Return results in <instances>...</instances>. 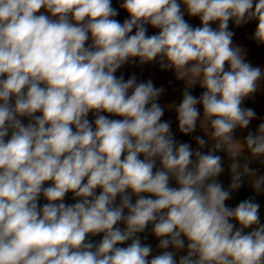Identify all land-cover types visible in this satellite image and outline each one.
<instances>
[{
	"label": "clouds",
	"instance_id": "9594fccd",
	"mask_svg": "<svg viewBox=\"0 0 264 264\" xmlns=\"http://www.w3.org/2000/svg\"><path fill=\"white\" fill-rule=\"evenodd\" d=\"M182 3L202 26L185 21L178 0H123L130 16L123 24L113 19L111 0H0V264H177L171 251L147 259L152 248L137 233L149 224L161 249H183L187 239L179 264H264V226L243 232L259 224V204L225 205L231 193L215 180L223 168L214 154L226 150L234 161L230 189L255 176L247 164L240 170L233 132L255 118L241 105L264 72L245 61L228 26L255 19L254 39L264 44V0ZM148 24L159 33L148 36ZM157 57L161 68L206 89L197 98L187 87L176 112L183 134L194 132L198 119L206 122L215 141L209 153L177 145L170 123L161 122L162 88L115 75L131 58L144 64ZM245 146L264 156V123ZM262 184L264 177L254 179L257 191ZM68 192L76 203L63 202ZM41 195L48 201L42 207ZM231 220L241 227L234 231ZM121 221L123 230L114 227ZM100 233L98 245L86 242Z\"/></svg>",
	"mask_w": 264,
	"mask_h": 264
},
{
	"label": "crops",
	"instance_id": "0c3cea01",
	"mask_svg": "<svg viewBox=\"0 0 264 264\" xmlns=\"http://www.w3.org/2000/svg\"><path fill=\"white\" fill-rule=\"evenodd\" d=\"M258 2L257 0H254V4ZM178 3H181V5H183L182 0H178ZM185 20H191L192 17H188V18H184ZM194 19L196 20H200L199 17H195ZM219 22V21H216ZM231 22V20L229 21ZM234 21H232L233 24ZM252 29L248 28V32L246 31H241L239 28L234 27L231 28L230 26H232L231 23H229L228 26V30L233 32L234 35L232 37V43L234 46L240 47L243 51L245 48V43L247 42L249 36H254L253 32L255 33L256 28H257V24L258 21L255 19H252ZM251 45H255L254 43H252ZM246 62L250 63L253 67H259L262 72H264V62H261L262 64H252L249 60H247ZM226 69H227V63H226ZM173 72L171 71V69H168V73L170 75V73ZM174 75V74H173ZM174 82L171 81V85L169 84L170 88V93H168L167 95H163L161 96V100L163 101V103H160V106L164 109V114L161 117V122L167 121L170 123L171 125V133L173 134V138L174 140L177 142V145L181 144V143H188L191 146V149L193 151V153H195L196 151H200L202 154H207L210 151H212L214 149V145H215V141L210 139L208 133H206L208 131V126L206 124V122L198 119L196 122V128L195 131L190 133V134H183L180 132L179 130V124H178V119H177V112H176V107H178V105L182 102L183 100V93L185 91V89L187 87H189V91L190 93L194 96L199 98L201 96V94L206 91V89L202 88L200 86L199 83H196L195 85H192L191 83V78L190 77H185V79H179L177 77V75H174ZM178 80V81H177ZM177 84V85H176ZM169 88H167L168 90ZM174 92V93H172ZM167 93V92H166ZM14 104V98L11 101ZM242 108H250L252 110H254L255 112V118H253L249 125L246 128H241V127H237L234 132H233V139L235 141H238L239 143L236 144L234 146L236 151H241V155L238 158V162L241 161V159H246V163L247 166L250 170H252L255 173V176H249L246 177L248 175H245L243 177L246 178H242V180L244 182H248V180H252L254 181L255 178H259V177H264V156L261 157H253L250 150L245 146L243 147V145L245 144L246 141V137L248 136L249 133H252L253 135L258 134V128L259 125L261 123H264V80H261L259 82V86L258 89L255 93L251 94L250 96L246 97L243 101H242ZM197 108L200 111V115L201 118L203 117V107L202 104H198ZM101 115H105L107 116L109 119H122V117L119 116H115L106 112L100 113ZM35 115H40V113H36ZM22 121L23 124L27 125L30 122V118L28 117H19ZM87 119L92 122L93 124V128H95L94 125V121L96 119V114L94 112H89ZM10 135L11 133H9L8 136L5 137V140L7 141L8 139H10ZM197 137H202L205 141L206 144L205 146L201 147L198 143L196 138ZM215 155H219L222 158V168L223 171L221 174H219L215 180L218 183H221L223 188L225 190H229L231 195L230 198L228 200L225 201V205L226 206H231L232 204V200L234 201V198H237V200L240 201H245V200H252L253 198H258V194H255L254 192L252 193L249 190V185L247 183H244L243 185H241L238 189L236 190H232L230 189V185L232 183V164L234 163L233 159L230 157L229 153L226 150H217L214 152ZM141 159H143V156L141 155L140 157ZM193 161H195L196 157L195 155H193L192 157ZM241 165H245L242 163H239ZM253 165V166H251ZM251 169V167H255ZM161 168V164L159 159H157L156 161V165L153 169V171L155 172L156 170ZM86 182V179H85ZM175 178H170L169 181V186L170 187H176L178 185H176L175 183ZM51 181L46 182L44 184V187H48L51 185ZM102 191V189L97 188L96 189V194L98 195L100 192ZM129 192V194H131V199L132 202L135 203L136 199H137V195L134 193H131V190H127ZM236 191V192H233ZM251 192V193H250ZM246 195L249 198L247 199H242L241 196L242 195ZM140 195H143L145 197H149L151 196V194L149 193H141ZM152 198H155L154 196ZM79 198H74V194L72 192H68L66 193L63 202L66 205H72L74 203H76L78 201ZM48 203V201L46 200V198H44L43 195L40 196L39 201H38V205L40 207H42L44 204ZM120 203V196L118 195L115 201V205L118 206ZM261 203L264 204V200H261ZM264 207V206H262ZM264 210V209H261ZM127 209H125L124 214L127 215ZM231 223H233L235 225V222L230 221ZM260 226H264V224H254L253 226H249L248 228L243 229V232L245 234L255 230L256 228L260 227ZM114 227H119L121 230H123L126 226L123 223V221L118 222L117 225H114ZM237 226H235L236 228ZM235 231V230H234ZM103 233L97 234V235H91L89 234L86 238V242H92L94 245H98L99 242L102 240L103 238ZM137 236L139 237V239L141 240V243L143 245H149L152 248V252L149 255V257H147L148 260H151L154 256L162 254L164 251H171L174 253V259L176 260L177 264H179V260L181 257L187 255V244L188 241L186 238H183L185 241V246L183 249H175L172 246H169V248L167 249H161L159 247V243H160V238L156 237L153 233V225L149 224L147 225V227L145 228V230L141 233H137ZM131 244V240L124 242L123 244H119L117 245L118 247H127Z\"/></svg>",
	"mask_w": 264,
	"mask_h": 264
},
{
	"label": "rangeland",
	"instance_id": "374dc122",
	"mask_svg": "<svg viewBox=\"0 0 264 264\" xmlns=\"http://www.w3.org/2000/svg\"><path fill=\"white\" fill-rule=\"evenodd\" d=\"M258 1V0H257ZM123 3V0H111V6L117 11L118 15L113 17V19H116L117 21H119L121 24L124 23L125 20L130 19V16L128 14V12L121 7ZM255 6V4L253 5ZM181 11L184 13L183 18H188V17H192L191 20H185L187 23H189L193 28L196 27H200L201 22L199 20L194 19L195 17L198 16H190L187 12V9L184 5H181ZM41 13H45V10L42 8L40 10ZM40 14V13H37ZM47 14V13H45ZM231 20V23L232 24ZM252 20H249L246 23H242L240 25H236L235 22H233L232 26H230L231 28L237 27L239 28L241 31H246L250 28L252 29ZM210 26L213 29H218L219 27V22H210ZM145 27L147 28V35L151 36L154 34H158L159 33V29H156L154 27H152L150 24L145 25ZM246 31V32H248ZM135 34V28L133 29V31L129 34V35H133ZM253 34H255L253 32ZM247 42L245 43V48L244 51H242V54L244 56L245 61L249 60L252 64H262L261 62H264V44H261L259 42H257L254 39V36H249ZM92 43L91 38H89V40L86 42V46L90 45ZM252 43H254L255 45H251ZM170 75L168 73V69H163L161 68V64H160V60L159 57H157L155 60L141 64L139 62V58H131L127 63H125L124 65H122L115 73V75L117 76V78L123 77L124 80L126 81L129 78L135 77L137 83L140 82H147V81H152V83L154 84V86L156 88H162L163 92L161 93V95L158 98V103H163V101L161 100V96L163 95H167L168 93H170V86L171 85V81L174 82V78L176 75L175 70L171 69ZM174 74V75H173ZM178 81V80H177ZM177 85V84H176ZM167 88H169L167 90ZM167 92V93H166ZM174 93V92H172ZM238 160V158H237ZM246 159H241V161L239 163L242 164H247L246 163ZM241 165V164H240ZM253 166V165H251ZM255 167H251V169L256 168ZM241 171L243 170V165H241ZM249 177V176H246ZM246 177H242V178H246ZM253 182L252 180H248V182H244L243 180H241V185H243L244 183H247L249 185V190L255 194H258V198H253L251 201H253L254 203L259 204V210H258V214H259V223L264 224V204L261 203V200H264V184L261 185V189L260 191H257L254 186H253ZM175 183V182H174ZM176 185H178L177 183H175ZM178 187V186H176ZM241 188V187H240ZM236 190V189H235ZM236 192V191H233ZM250 192V193H251ZM242 199H247L249 198L248 196H246L245 194L241 196ZM243 202V201H240ZM237 198H234V201L232 200V204L231 206H227L229 208H235L236 206H238V204L240 203ZM233 222H235V226H237L236 228H240L241 226L239 225V223L235 220H231ZM253 226V225H252ZM234 228V230L236 229Z\"/></svg>",
	"mask_w": 264,
	"mask_h": 264
}]
</instances>
